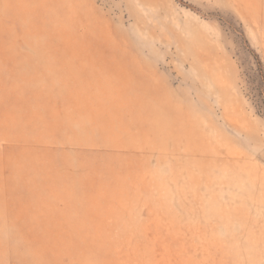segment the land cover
Listing matches in <instances>:
<instances>
[{
    "label": "rangeland",
    "instance_id": "rangeland-1",
    "mask_svg": "<svg viewBox=\"0 0 264 264\" xmlns=\"http://www.w3.org/2000/svg\"><path fill=\"white\" fill-rule=\"evenodd\" d=\"M0 264H264V0H0Z\"/></svg>",
    "mask_w": 264,
    "mask_h": 264
}]
</instances>
